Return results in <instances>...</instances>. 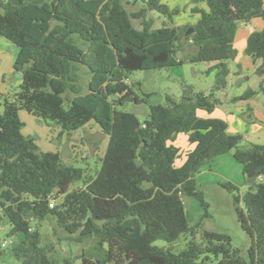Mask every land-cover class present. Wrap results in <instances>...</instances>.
I'll return each instance as SVG.
<instances>
[{
  "label": "trees",
  "instance_id": "1",
  "mask_svg": "<svg viewBox=\"0 0 264 264\" xmlns=\"http://www.w3.org/2000/svg\"><path fill=\"white\" fill-rule=\"evenodd\" d=\"M137 1L0 0V35L18 47L13 68L22 73L15 91L0 93V207L9 221L6 235L22 234L12 247L15 260L74 264L69 257L53 258L55 245L42 246L31 225L52 215L70 240L93 239L78 254L81 264H211V255L217 264H264V143L241 144L242 136L227 132L223 119L196 114L220 102L216 92L225 89L227 61L236 54L235 27L255 16L264 19V1L205 0L208 11L194 9L200 16L189 34V26L173 23L178 8L161 0ZM150 11L167 20L154 27ZM245 51L260 60L254 69L258 88L232 100L264 95V30L248 36ZM200 61L207 64L205 72L214 73L208 92L187 86L178 99L166 94L164 103H149L150 93L137 92L141 82L128 81L134 70ZM128 102L148 104L147 115L140 119L123 109ZM21 109L61 132L96 123L108 136L99 168L87 174L63 163L58 152L41 150L21 131ZM179 132L194 147L177 166L181 149L171 141ZM227 151L245 177L255 176L242 194L234 183L218 182L233 193L237 222L250 237L245 254L227 233L206 229L201 221L190 224L185 213V198L194 197L208 215L195 177L202 164ZM182 235L189 239L178 252L153 244Z\"/></svg>",
  "mask_w": 264,
  "mask_h": 264
},
{
  "label": "rangeland",
  "instance_id": "2",
  "mask_svg": "<svg viewBox=\"0 0 264 264\" xmlns=\"http://www.w3.org/2000/svg\"><path fill=\"white\" fill-rule=\"evenodd\" d=\"M137 4L141 5V0L137 1ZM128 9H134L137 5L133 6L131 4H126ZM149 15L154 19V27H159L161 24L167 20V18L159 14L156 11H150ZM135 26L139 27V21L133 19ZM2 43L12 42L1 38ZM2 46V45H1ZM187 47L185 50L187 51ZM207 64L203 61L190 63L184 62L181 65L172 67H163L158 69H144V70H134L129 74L131 82L140 81L141 88L137 89L139 94L142 91L150 93L147 97L149 103H164L165 95L169 94L174 98L178 99L184 88L190 86L194 91H204L208 92L213 84V71L207 73L205 69ZM86 79L87 75L85 72L82 73L81 84L83 90H86ZM241 79L235 78L233 80L232 86H229L228 93H235L236 91L243 90L245 88H258V76L256 74L250 75L249 78L240 81ZM220 102L214 107L213 114L219 118L226 120L229 123L227 132L238 133L242 136L240 143H264V95L262 92L256 93L253 97L248 99L232 100L226 99V95L223 90L216 92ZM246 103H249L254 109L252 111L255 117L253 121L244 117L241 113V108L245 110ZM123 109L135 112L140 119H143L148 112V104L146 103H126ZM19 110L20 119L23 117L22 111ZM198 112H203L199 109ZM173 143L180 148H189L190 143L184 132H179L176 134ZM192 146V145H191ZM75 157L81 155L82 146L78 143L73 147ZM183 155L175 160V164H180ZM78 159V158H77ZM71 161L70 163L74 166H83L81 160ZM246 179V178H245ZM204 192V198L208 202V215H203V208L199 204L198 200L194 197H186L184 200V206L188 211V217L190 223H196L201 221L202 226H211L216 230L225 232L230 237V242L233 247H239L242 249V253L245 254L246 248L250 243V237L247 233L239 226L236 218L235 203L233 200V193L226 188L220 186L218 183L210 186L204 185L201 187ZM244 189H240L239 193H244ZM238 206L244 209L243 201H239ZM33 226H36L40 233V244L42 246L55 245L52 250H50V255L59 260L64 257H69L73 260L74 264H81V260L78 254L81 252V248L87 249L93 244V239L88 238L81 243L74 242L70 240L67 233L57 225L54 216L47 215L42 219H33L31 221ZM203 226V227H204ZM205 228V227H204ZM2 238L11 239L12 244L6 246V249H12L16 244V235L7 236L6 233H1ZM189 236L182 235L178 240L174 242H167L162 239H157L153 244L160 247H170L174 252H178L182 249ZM57 242V243H56ZM3 249V248H0ZM60 257V258H59ZM211 264H217V260L211 255ZM0 264H18L17 260L14 263H6L0 261Z\"/></svg>",
  "mask_w": 264,
  "mask_h": 264
},
{
  "label": "crops",
  "instance_id": "3",
  "mask_svg": "<svg viewBox=\"0 0 264 264\" xmlns=\"http://www.w3.org/2000/svg\"><path fill=\"white\" fill-rule=\"evenodd\" d=\"M161 2L165 3L171 9H179V11L172 17L173 23L176 26L193 25L200 16L199 12L194 9L208 11V6L205 0H161ZM260 30H264V19L259 16L251 18L248 22H238L235 27L232 44L236 50V54L233 59L227 61L229 67V74L227 77L228 83L223 90V93L226 95V99L230 100L232 97L241 94L247 89L245 88L243 90L236 91L233 94L228 93L227 89L229 86H232L235 78L239 77L241 79L240 81H242L249 78L250 75L255 74L254 69L260 60H254L251 55L245 51V47L248 36L253 31ZM1 38L4 37L0 35V93L3 95H10L18 88L21 82V78L13 76V72L15 70L13 68V62L18 52V47L14 43H11L13 45H10L9 43H2L3 41ZM128 81L131 82L130 78H128ZM216 96L218 97L217 93ZM246 104L247 106H245V110L241 108V114L244 115V117L246 116L245 118L248 117V119L253 121L255 118L252 114L254 108L249 105V103ZM198 110L199 109H197L196 114L199 117L219 118L213 114V111L207 112L201 109L203 112L199 113ZM20 112L23 114V117L21 118L23 121V126L21 128L22 133L27 136H33L35 138V142L41 150L58 152L61 161L65 164H71V161H75V159L78 158L82 161V167L85 168L87 174H93L99 168L100 158L106 149L108 136L101 132L96 123L90 121L75 131L61 132L60 127L55 124H47L40 117L35 116L24 109ZM224 121L227 124L228 130L229 123L226 120ZM185 135L187 137L186 133ZM171 142L173 143V141ZM76 143L82 146L83 151L77 158L75 157L76 155L73 151V147ZM189 143L192 146L190 145L187 149L177 146L181 149L179 157H181L183 155L182 153H184L180 164L177 166L183 163L186 152L194 147L193 143ZM195 178L196 182L201 187L204 185L212 186L219 181H230L239 187V191L240 189H244V191H246L249 187V182L246 181V177L242 172V164L233 157L231 151L218 154L213 157L212 160L202 164ZM185 213L187 220L190 223L186 208ZM8 222L9 221L4 210L0 207V240L4 239L2 238L1 233L7 232ZM204 227L206 229H215L211 226ZM21 238L22 234L16 235L17 241ZM4 248L0 249V261L14 263L15 257L12 249L4 250Z\"/></svg>",
  "mask_w": 264,
  "mask_h": 264
},
{
  "label": "water",
  "instance_id": "4",
  "mask_svg": "<svg viewBox=\"0 0 264 264\" xmlns=\"http://www.w3.org/2000/svg\"><path fill=\"white\" fill-rule=\"evenodd\" d=\"M193 31V27L192 26H189L188 28H187V30H186V34H189V33H191ZM181 56V52L178 50L177 51V57H180ZM13 76L14 77H17V78H22V73L21 72H19V71H17V70H14V72H13ZM255 180V176H249V177H246V181L247 182H249V183H251V182H253ZM29 216V215H28Z\"/></svg>",
  "mask_w": 264,
  "mask_h": 264
},
{
  "label": "built area",
  "instance_id": "5",
  "mask_svg": "<svg viewBox=\"0 0 264 264\" xmlns=\"http://www.w3.org/2000/svg\"><path fill=\"white\" fill-rule=\"evenodd\" d=\"M53 203H54V200L51 199L50 202H49V206L52 207L53 206ZM12 244V240L11 239H2L0 240V248H4L8 245Z\"/></svg>",
  "mask_w": 264,
  "mask_h": 264
}]
</instances>
